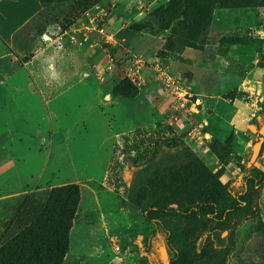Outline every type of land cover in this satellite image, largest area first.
<instances>
[{
  "label": "crops",
  "instance_id": "obj_1",
  "mask_svg": "<svg viewBox=\"0 0 264 264\" xmlns=\"http://www.w3.org/2000/svg\"><path fill=\"white\" fill-rule=\"evenodd\" d=\"M135 1L132 4L131 0H104L80 14L73 11L71 0H0V114L3 102L7 101L18 120H42L44 129L49 126L48 132L38 133L40 141L44 142L50 135L52 118L58 121L59 128H71L66 121L72 113L84 114V105L93 103L94 111L102 118L104 108L111 110L112 118L116 109L118 116L123 115L125 107L118 109L116 105L130 101L125 103L114 97L112 89L116 80L127 75L130 63L138 60L141 63L138 76L144 85L138 96L155 108L159 117L170 116L173 102L163 77H182L191 95L186 109L190 110L192 121L205 124L206 136L219 137L221 125L226 123L245 139L246 147L249 146L252 136L258 133L255 121L260 120V104L264 98V8L215 12L210 31L213 35L206 50L203 53L186 50L182 54L183 61L176 62L156 58L163 46L161 37L128 30L132 22L167 0ZM153 4L154 8H150ZM118 6L122 7L119 12ZM104 8L110 9L105 11ZM228 11L243 13L239 19L236 13ZM56 20L60 23H55ZM97 28H103L112 41H106ZM227 34L247 35L251 42L223 44L221 39ZM131 36L144 46L158 40L156 52L137 54L131 45L126 48ZM143 55H148L147 61L142 60ZM197 68L204 75H225L228 90L214 93L199 89L192 83L197 78ZM73 89L72 97L66 96ZM233 91L236 95L226 98ZM192 99L195 100L192 102ZM121 110L125 112L122 114ZM184 113L181 112L182 118L187 120ZM104 119L106 132L112 135L110 141H115V146L116 130L109 126L110 118ZM195 122L189 119L183 124L177 122V128L185 134ZM3 133L0 131V136ZM2 148L0 141V152ZM16 195L19 194L0 196V199Z\"/></svg>",
  "mask_w": 264,
  "mask_h": 264
},
{
  "label": "trees",
  "instance_id": "obj_2",
  "mask_svg": "<svg viewBox=\"0 0 264 264\" xmlns=\"http://www.w3.org/2000/svg\"><path fill=\"white\" fill-rule=\"evenodd\" d=\"M71 1L73 11L83 13L104 0ZM247 8H264V0H167L132 22L128 30L161 37L163 46L156 58L182 62L184 51L206 50L215 12ZM221 42L244 45L251 39L228 34ZM114 86L130 89L122 79ZM235 95L233 91L226 98ZM260 108V120L255 122L264 125V98ZM230 135L208 143L210 154L222 165L234 161ZM263 153L264 143L259 166H244L242 183L236 188L223 184L221 173L210 171L179 135L137 166L126 198L150 226L143 244L147 263L227 264L238 228L255 221L264 232ZM79 201L80 188L75 184L0 199V264H65Z\"/></svg>",
  "mask_w": 264,
  "mask_h": 264
},
{
  "label": "rangeland",
  "instance_id": "obj_3",
  "mask_svg": "<svg viewBox=\"0 0 264 264\" xmlns=\"http://www.w3.org/2000/svg\"><path fill=\"white\" fill-rule=\"evenodd\" d=\"M134 2L136 1L131 0L132 4ZM155 4L150 8H154ZM109 9L104 8L105 11ZM121 9V6L116 8L117 12ZM228 12L236 13L234 15H238L239 19L243 13ZM55 23H60V20ZM134 40V37L129 38L125 47L129 48L131 45L137 54L144 51L154 53L157 50L155 46L158 40H152L148 46ZM141 58L147 61L148 55ZM195 71L197 78L192 83L199 89L214 93L228 90L225 75H204L200 68ZM34 79L36 80L35 76ZM121 79L130 84V89L123 91L122 87L114 86L112 95L126 101L125 103L130 101L129 104L116 105L118 109L125 107L126 112L120 111L125 114L118 116L116 109L115 117L112 118L109 108L103 110L104 118L107 121L110 118L109 126H113L118 135L115 146V141H110L112 135L106 132V120L99 116V112L94 111L93 103L83 106L84 114H71L70 120L66 121L72 125L71 128H59L58 121L52 118L46 142L40 141L41 137L38 135L39 132H48L49 126L44 129L42 120H18L14 110L11 112L13 106L9 102L5 101L2 105L0 131L4 133L0 136L3 146V151L0 152V196L48 190L67 184H75L80 188V201L70 229L65 264H148L143 257V244L150 226L138 210L131 208L126 195L136 167H141L162 147L173 143L174 137L179 135L194 149L210 171L220 172V180L230 188L241 185L242 168L248 165L252 147L260 137L263 138L261 146L264 143V125H257L255 131L258 133L252 136L251 144L246 147L245 139L240 138L226 123L222 124L221 133L216 139H223L231 134V158L234 159L230 167L228 164L222 165L209 152L208 143L215 136H206L204 123L192 121L191 112L186 110L184 114L187 120L195 123L189 131L182 134L177 128V122L183 124L187 120L182 118L181 112L176 120L159 117L157 110L138 96L139 89L144 85H138L126 75H122ZM39 85L41 87V83ZM74 90H70L66 96L72 97ZM39 91L42 92L43 89L40 88ZM123 93L129 96H121ZM36 124L39 126L35 127ZM197 126L202 127L200 134L203 140L189 135L193 127ZM260 159L257 158L253 163L256 167L259 166ZM260 202L264 226V190ZM234 244L227 264H264V232L257 222L247 221L238 228Z\"/></svg>",
  "mask_w": 264,
  "mask_h": 264
},
{
  "label": "built area",
  "instance_id": "obj_4",
  "mask_svg": "<svg viewBox=\"0 0 264 264\" xmlns=\"http://www.w3.org/2000/svg\"><path fill=\"white\" fill-rule=\"evenodd\" d=\"M97 31L100 35L104 36V39L106 41H112V38L109 35H105L103 28H97ZM141 63L138 60H134L130 63L129 68L127 69V77L131 79L133 82H137L138 85L141 84L140 78L138 76V69L140 67ZM165 86L167 89H170L171 97L173 98V102L170 106V116L168 117L171 120H176L177 116L179 115V112H189V109H186V104L190 102L191 95L188 88L187 81L182 77H175V78H168L163 77ZM198 127V126H197ZM193 127L189 135L191 137H196L199 139H202V127ZM201 129V130H200ZM201 133V134H200ZM116 250H118L117 246H114Z\"/></svg>",
  "mask_w": 264,
  "mask_h": 264
},
{
  "label": "water",
  "instance_id": "obj_5",
  "mask_svg": "<svg viewBox=\"0 0 264 264\" xmlns=\"http://www.w3.org/2000/svg\"><path fill=\"white\" fill-rule=\"evenodd\" d=\"M263 141V138L260 137L259 140L255 143V145L252 147V153H251V157L249 159V163H248V167L251 166L257 159L259 152H260V148H261V143ZM225 234V233H224Z\"/></svg>",
  "mask_w": 264,
  "mask_h": 264
}]
</instances>
